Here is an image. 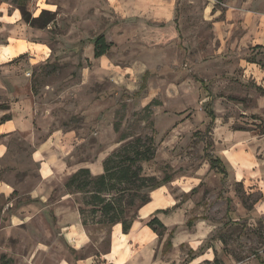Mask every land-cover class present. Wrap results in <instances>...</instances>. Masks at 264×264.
I'll return each instance as SVG.
<instances>
[{
  "label": "rangeland",
  "instance_id": "374dc122",
  "mask_svg": "<svg viewBox=\"0 0 264 264\" xmlns=\"http://www.w3.org/2000/svg\"><path fill=\"white\" fill-rule=\"evenodd\" d=\"M5 1L12 14L17 5ZM25 1L33 17L46 10L54 21L23 33L38 45L35 62L24 59L29 87L14 92L5 80L0 89V122L12 119V95L26 101V111L33 107L21 117L23 129L0 137L7 147L0 179L15 188L11 199L26 202L20 194L39 185L34 155L44 143L59 195L77 165L106 159L123 139L153 138L156 155L142 164L144 175H172L164 185L178 203L171 212L194 202L173 235L167 229L160 238L167 239L166 264L264 263V217L255 208L261 194L233 181L223 159L227 129L261 131V91L244 78L242 61L258 62L253 46L264 38V0ZM99 36L109 49L95 58ZM207 145L226 166V180L210 170ZM162 190L151 194L153 205ZM71 195L80 206L84 195ZM140 205L136 199L131 215ZM87 230L98 248L90 252L105 251L107 241H99L110 227L90 220ZM178 234L184 243L174 251L167 244Z\"/></svg>",
  "mask_w": 264,
  "mask_h": 264
},
{
  "label": "crops",
  "instance_id": "0c3cea01",
  "mask_svg": "<svg viewBox=\"0 0 264 264\" xmlns=\"http://www.w3.org/2000/svg\"><path fill=\"white\" fill-rule=\"evenodd\" d=\"M9 9L6 1H0V89L5 86V80H8V89L15 92L31 84L28 78L31 74L24 70L27 66L24 59L35 62L33 56L37 53L38 45L24 35L29 26L22 20L20 10L16 8L11 14ZM253 48V56L257 57L258 62L243 60L242 68L244 78L255 80L257 90L261 91L256 95V111L261 116L258 117L261 125L264 123V38ZM19 97L12 95L10 98L13 116L0 123V137L19 132L24 125L22 115L30 113L31 116L33 113L31 103L29 111H26L27 103L19 100ZM4 116L5 112L0 110V119ZM223 143V159L229 168L231 179L237 183L249 184L253 190L260 192L261 199L255 208L260 217H264V133L247 130L233 132L227 129L223 135ZM45 145L46 143L34 155L35 160L40 163L39 185L19 196L20 199L28 197L26 202L18 203L15 201L17 198L11 199L15 188L0 179L1 260L3 258L13 264L167 263L164 253L167 239L161 240L143 221L158 210L168 211V214L158 213L157 218L170 234L179 223L177 219L185 215L188 206L194 203L192 200L171 212L178 203L163 186L162 201L153 205L155 201L151 195V201L138 210L137 220L128 234L123 233L121 224L110 227L109 234L99 241L102 244L106 240L107 249L91 253L92 247L98 248L82 223L74 196L66 191V181L61 184V194L57 195L55 191L57 179L52 175V168L55 167L43 157ZM6 154L7 147L0 144V161ZM104 158L101 156L94 163L77 165L74 173L86 168L95 176L101 175L104 173ZM64 164L63 162L62 167L60 166L63 171L66 168ZM69 174L72 175L73 171L68 176ZM183 243L182 235L178 234L171 249L176 251Z\"/></svg>",
  "mask_w": 264,
  "mask_h": 264
},
{
  "label": "trees",
  "instance_id": "16d2710c",
  "mask_svg": "<svg viewBox=\"0 0 264 264\" xmlns=\"http://www.w3.org/2000/svg\"><path fill=\"white\" fill-rule=\"evenodd\" d=\"M13 3L20 10L22 20L32 28H45L54 21V14L46 10H43L38 17H33L27 10L25 0H13ZM108 49L109 45L105 37L99 36L95 42V58L104 56ZM209 116L214 119L213 112H210ZM6 120L3 119L0 123ZM211 124L207 127V135ZM261 132L264 133V123L261 124ZM123 141L126 142L105 159L103 174L95 176L89 169L83 168L74 173L65 185L69 194L84 195L79 211L86 228L90 220L104 227L121 224L123 233L128 234L137 220V215H131L135 200L140 201L139 210L151 201L152 192L172 180V175H166L162 180H158L156 177L146 176L143 173L142 164L152 161L156 155L153 138L138 137L128 141L123 139ZM204 156L210 165V170L226 180L228 170L223 161L210 152V145L206 146ZM157 213L168 214V211L158 210ZM143 224L151 228L160 238L167 231L156 214L144 220ZM172 235L173 232L170 236ZM167 245L172 247L171 242Z\"/></svg>",
  "mask_w": 264,
  "mask_h": 264
}]
</instances>
